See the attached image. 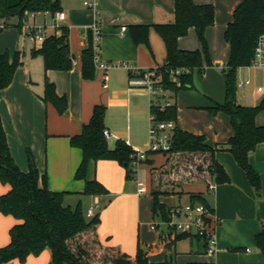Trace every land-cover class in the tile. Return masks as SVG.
I'll use <instances>...</instances> for the list:
<instances>
[{
  "label": "crops",
  "instance_id": "crops-1",
  "mask_svg": "<svg viewBox=\"0 0 264 264\" xmlns=\"http://www.w3.org/2000/svg\"><path fill=\"white\" fill-rule=\"evenodd\" d=\"M58 1L60 12L65 14V19L60 21L63 25L56 27L55 32L50 33L53 26L47 25L48 18L54 21L55 15L39 13L35 16L43 18L44 26L39 27H46L49 36L60 34L59 28H68L73 68L68 71H46L43 57L32 55L34 49L39 50L43 46L36 47L32 43L33 46L26 53L20 50L19 43L12 41L13 33L3 34L0 54L8 52L13 57L17 51H20L23 64L17 69L11 86L0 91V116L7 133L11 154L20 170L25 173L29 171L28 150H30L40 173L46 174L49 188L52 191L67 192L64 203L74 208L71 198L73 195L85 196L83 194L85 182L75 179L76 171L82 161V151L72 146L71 138L81 134L83 126L92 119L95 106L104 105L107 107L106 130L111 134L107 139L109 146L114 148L116 142L122 139L130 146L139 148L142 142L138 136L137 131L140 129L138 126L147 119L148 115L151 118L150 108L153 101L148 99L150 101L148 106L146 91L129 86V72L124 68L112 69L107 73L96 69L93 80L83 78L82 56L89 46L90 27L96 21L102 27V56L105 61L127 63L141 70L160 68L164 66L167 57L163 38L152 27L149 45L136 44L131 27L172 22L175 0H86L83 5H77V0ZM88 1L95 8L86 6L85 3H89ZM243 1L194 0L198 5L210 4L215 8V24L206 31L213 65L205 66L202 75L199 73L195 75L198 85L202 86L203 96L202 105L194 106V109L204 108L208 111L207 108L215 103L223 104L226 101L225 79L223 71L220 70L226 67L230 58V45L225 40V32L228 24L233 21L235 10ZM27 18L25 17V20ZM24 23L25 21L20 22L18 19L16 24L8 25L7 22L1 21L0 25L4 26L3 32L8 27H17L20 31L18 33H21ZM123 28L126 30L124 31ZM179 47L185 51L202 48L194 29L179 40ZM75 60L78 62L77 66L73 64ZM250 68L253 67L240 68L237 77L242 79L247 75L250 76ZM46 79L55 84L56 92L60 96L67 97L68 106L64 114H60L53 104L43 101ZM247 81L250 84L240 88L252 86L253 81L250 77L240 80L238 84ZM260 87L263 88V92L258 91ZM242 96L237 100L239 105L258 106L264 100V87L258 86L257 90L254 88L247 90ZM180 112L181 109L178 107L179 117ZM202 115L204 125L196 129L184 127L180 118L177 120V126L181 130L205 136L212 147L219 148L228 143L234 135L230 117L224 113L212 115L209 111L203 112ZM256 124L264 126V110L257 115ZM111 140H115L113 145L110 144ZM150 159L154 161V156ZM217 160L230 176L231 182L216 185L212 191L204 180H200L205 183V190L193 192L203 194L219 220L218 251L215 254H208L204 240L196 237L177 240L169 249L167 245L174 239H169L164 228L158 231L151 228V224L157 220L153 214V207L148 213L145 206H142L144 195H139L136 179L127 180L125 169L116 162L107 160L92 161L87 174L88 180L97 179L110 192L108 196H92L94 203L88 209L94 208L95 216L100 215L99 234L102 242L106 246L121 248L131 256L136 255L141 246L147 252L150 261L154 263L173 258L177 264L193 262L264 264V254L257 248L255 241L256 235L264 228V143L259 144L249 155L250 164L262 179L260 193L256 192L247 173L228 150H219ZM155 164V161L154 165L144 164L143 179L142 172L139 173L145 194L150 192L151 186L146 175L148 174L150 178L152 166L157 167ZM187 186L189 185L185 187ZM185 187L182 188L181 194L187 192ZM9 190L10 186L0 182V196ZM181 194L170 198L179 195L180 200ZM163 198L165 197L161 198V202L168 207L179 204L165 203L162 201ZM16 223L17 220L13 217L4 216L0 212V248L9 244L10 229ZM50 262L51 253L46 250L39 256H30L24 263L14 260L9 264H50Z\"/></svg>",
  "mask_w": 264,
  "mask_h": 264
},
{
  "label": "trees",
  "instance_id": "trees-1",
  "mask_svg": "<svg viewBox=\"0 0 264 264\" xmlns=\"http://www.w3.org/2000/svg\"><path fill=\"white\" fill-rule=\"evenodd\" d=\"M27 12L56 15L60 12V3L58 0H0V20L17 17L23 22ZM214 24L213 5H198L194 0H175L172 22L153 26L134 25L131 32L136 44L149 45L152 27L163 38L167 57L164 66L157 72L159 83L165 90L178 94L194 88L195 75H202L205 66L213 65L206 31ZM191 29L196 31L201 42L200 50L185 51L179 47V40L186 37ZM59 31L60 34L48 36L41 49L32 51L33 56L43 57L46 71H68L73 68L69 30L62 27ZM2 32L3 28H0V35ZM263 34L264 0H244L235 10L233 21L228 24L225 32V40L230 45V58L223 68L226 101L207 108L212 115H228L234 135L228 143L218 148L209 145L205 136L181 130L176 126L172 149L164 154L167 157L165 162L161 166H152L150 171V193L155 218H168L171 207L162 203L161 198L181 194L186 185L204 180L214 191L216 185L231 182L230 176L217 160V153L221 149L228 150L234 156L238 165L247 173L256 192H261L262 179L250 164L249 155L259 144L264 143V126L256 124L257 115L264 110V100L258 106H242L237 102L236 92L238 70L252 65L258 40ZM21 59L20 51L13 57L8 52L0 54V91L11 86L17 69L23 64ZM177 70L184 72L174 78L172 73ZM95 74L93 52L89 43L82 56V76L85 80H93ZM42 99L45 103L53 104L60 114L65 113L67 97L60 96L56 92L55 84L48 79L45 81V94ZM106 114V106H95L92 119L83 126L81 134L71 138L72 146L82 151V161L75 179L85 182L83 194L87 196L110 195L109 190L97 179H87L92 161H114L125 169L127 180L135 178L131 168L134 149L122 139L116 142L114 148L109 146L104 135ZM150 114L156 117L157 122L174 121L177 125L178 105L171 103L162 108L152 102ZM156 154H149L145 163L154 165L150 157ZM28 164L29 171L25 173L15 163L0 116V182L10 186V190L0 196V212L17 220L10 229L9 244L0 248V264H9L14 260L24 263L30 256H39L46 250L51 253L50 264H177L173 258L161 263L151 262L141 246L134 256L128 255L121 248L106 246L99 234L100 215L88 218L81 204L75 208L65 205L64 199L68 193L52 191L49 188L47 176L40 173L30 150ZM189 202L211 208L202 193H191ZM185 237L187 236L177 235L167 247L171 249L174 242ZM255 241L257 248L264 254V228L256 235Z\"/></svg>",
  "mask_w": 264,
  "mask_h": 264
},
{
  "label": "built area",
  "instance_id": "built-area-1",
  "mask_svg": "<svg viewBox=\"0 0 264 264\" xmlns=\"http://www.w3.org/2000/svg\"><path fill=\"white\" fill-rule=\"evenodd\" d=\"M86 6L90 8H95L94 5L90 3H85ZM97 11V10H96ZM97 14L99 12H96ZM31 13H26V17ZM65 19V14L58 12L55 15L56 21H63ZM25 21V19H24ZM25 24V23H24ZM57 26H55L56 28ZM0 28H4L0 25ZM26 34L29 40L36 47H42L48 38V30L46 27L39 26H28L25 24ZM125 31L126 28H123ZM91 36V37H90ZM89 43L92 47L93 52V62L96 69L107 73L109 70L124 68L129 72V86L132 88L147 89L153 96L156 95L158 90L166 91L164 86L159 83L158 69L141 70L135 66H131L127 63H109L103 59L102 56V38L103 30L98 21L92 24L90 27ZM75 66L78 62L75 60L73 62ZM251 67L256 69H264V34L260 36L256 48L255 58ZM223 71V68H220ZM183 70L174 71L172 74L174 78H178ZM189 72V70H186ZM250 82L238 84L239 87L244 85H249ZM259 92H263V88H258ZM164 108L165 106L171 104L168 102L166 105H161L158 102L152 101ZM151 128H150V141L149 150L143 151L139 148H134V160L131 163V168L135 173V179L138 184L139 195H144V184L139 179V173L141 166L147 161L149 154L170 152L173 146V132L176 128V123L174 121L170 122H157L156 117L151 115ZM106 139L111 137L108 130L104 131ZM129 145V144H128ZM95 216L94 208H91L87 212L88 218H93ZM158 222H153L151 228L155 231L164 228L165 234L174 239L177 235H185L187 237H196L204 240L206 243V249L208 254H215L218 251V234L217 227L219 225V220L215 215V212L200 203L188 202L185 205H175L169 210V216L167 219L161 217L158 218Z\"/></svg>",
  "mask_w": 264,
  "mask_h": 264
},
{
  "label": "rangeland",
  "instance_id": "rangeland-1",
  "mask_svg": "<svg viewBox=\"0 0 264 264\" xmlns=\"http://www.w3.org/2000/svg\"><path fill=\"white\" fill-rule=\"evenodd\" d=\"M77 5H83V3L86 0H77ZM89 2V1H88ZM90 3V2H89ZM35 14L31 13L29 14L28 18L25 20V24H27L28 26H44V20L42 17L37 16L35 18ZM7 22V24L9 25V23L11 24H16L18 22V18L17 17H13L10 18L9 20H0V22ZM47 25L48 26H53L52 29L50 30V33L55 32V26L60 27L63 24L60 21H54L51 18H48L47 20ZM19 29H17V27H8L6 31H4L3 33H1L0 36V42H2L3 40V36L6 33H13L14 34V39L12 41L19 43V48L21 51H25L26 53L28 51H30L31 47L33 46L32 42L29 40V38L27 37L26 34V29L22 28L21 33H18L20 31H18ZM4 34V35H3ZM113 71H111L112 73ZM250 72L251 75H247L245 76L244 80L248 79L249 77L251 78V80L253 81L252 86L247 87V88H237V92H236V97L237 100L240 97H243L242 94L247 91V90H253V88L255 90H257L258 86H262L264 87V69H255V68H250ZM252 73H254V76H252ZM199 75V74H198ZM238 77V83L240 82V80H242ZM129 84V82H128ZM217 88V87H215ZM146 91V94L148 95V98L146 99V102H148V106L150 100L154 99V101L158 102L161 105H166L168 102L171 103H175L177 101L178 103V107L181 109L180 112V117H179V113H178V118H180V120L182 121V123H184V127H186L187 129L193 128L196 129L198 127H200L201 125H204V118L202 113L203 112H207L205 111L206 109L204 108H193L194 106H199L202 105V96H203V89L202 86L198 85V80L197 77L195 78V82H194V88L192 89H188V90H183L180 91L178 94H175L171 91H160L158 90L156 92V95L153 96L151 93H149V91L147 89H143ZM150 94V95H149ZM152 95V96H151ZM150 117L149 115L147 116L146 120H143V123H141L138 127H140V129L137 131L138 132V136L141 139L142 144L139 146V149L143 150V151H148L149 150V141H150ZM115 142V140H111L110 144L113 145ZM154 161H155V165H161L162 163H164L165 161V155L164 153H157L156 155H154ZM145 164V163H144ZM141 166L140 172L141 173V177L143 179L144 177V173H143V167L145 165ZM145 172V171H144ZM149 172V171H148ZM146 177L149 179V184L151 185V176L149 178V175L147 174ZM80 181V180H79ZM136 186V185H134ZM204 186L205 183L200 181V182H196V184H192L189 185L187 187H185V194H181V199L179 200L178 196H176V198H170L171 196H164L165 198H163V202L168 203V204H172V203H179L180 205H185L187 204L188 198L190 196L191 193L193 192H200V191H204ZM136 188V187H135ZM151 193L147 192L146 194H144V196L142 197V206L146 208V212H150L152 207H153V199L151 198ZM72 205L75 208L76 205L81 202V206L83 211H87L91 205H93L94 203V198L92 196H76L73 195L72 196ZM178 204V205H179ZM156 222H158V219L156 218Z\"/></svg>",
  "mask_w": 264,
  "mask_h": 264
}]
</instances>
